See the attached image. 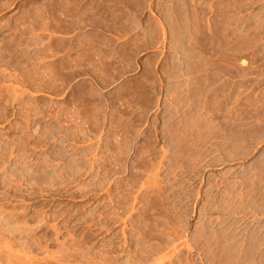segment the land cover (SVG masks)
<instances>
[{"label":"rangeland","instance_id":"1","mask_svg":"<svg viewBox=\"0 0 264 264\" xmlns=\"http://www.w3.org/2000/svg\"><path fill=\"white\" fill-rule=\"evenodd\" d=\"M0 264H264V0H0Z\"/></svg>","mask_w":264,"mask_h":264}]
</instances>
